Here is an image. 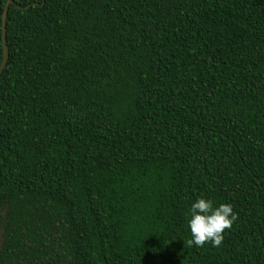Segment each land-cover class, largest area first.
I'll use <instances>...</instances> for the list:
<instances>
[{
	"label": "trees",
	"instance_id": "16d2710c",
	"mask_svg": "<svg viewBox=\"0 0 264 264\" xmlns=\"http://www.w3.org/2000/svg\"><path fill=\"white\" fill-rule=\"evenodd\" d=\"M7 1L0 264H264V0Z\"/></svg>",
	"mask_w": 264,
	"mask_h": 264
},
{
	"label": "clouds",
	"instance_id": "9594fccd",
	"mask_svg": "<svg viewBox=\"0 0 264 264\" xmlns=\"http://www.w3.org/2000/svg\"><path fill=\"white\" fill-rule=\"evenodd\" d=\"M188 228L190 238L185 241L189 247L202 248L210 244L213 248L222 245L224 232L230 230L237 220L231 204L213 206V201L198 198L189 209Z\"/></svg>",
	"mask_w": 264,
	"mask_h": 264
},
{
	"label": "water",
	"instance_id": "95a60500",
	"mask_svg": "<svg viewBox=\"0 0 264 264\" xmlns=\"http://www.w3.org/2000/svg\"><path fill=\"white\" fill-rule=\"evenodd\" d=\"M8 1L4 5V9L2 10L1 13V49H2V57L0 61V74L2 69L4 68L6 58H7V48L5 46V41H4V25H5V14H6V9H7Z\"/></svg>",
	"mask_w": 264,
	"mask_h": 264
}]
</instances>
